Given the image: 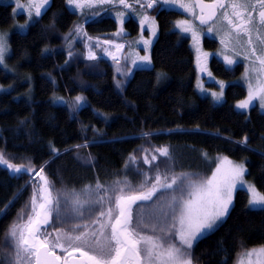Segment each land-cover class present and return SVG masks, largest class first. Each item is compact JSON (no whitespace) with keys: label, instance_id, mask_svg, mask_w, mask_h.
Returning <instances> with one entry per match:
<instances>
[{"label":"trees","instance_id":"16d2710c","mask_svg":"<svg viewBox=\"0 0 264 264\" xmlns=\"http://www.w3.org/2000/svg\"><path fill=\"white\" fill-rule=\"evenodd\" d=\"M155 11L158 34L150 50L151 67L134 69L119 91L123 60H87L78 42L82 26L90 37L109 38L120 30L105 6L81 14L69 8L68 0H51L25 31H18L15 22L26 23L24 15L14 17L13 6L0 3V30L10 29L6 66H0V154L14 166L32 169L10 175L7 165L0 164L2 264L9 262L3 258L10 250L7 234L29 206L30 179L36 173L60 191L55 196L61 199V215L69 218L52 224L66 230L91 224L101 211L86 204L82 219L71 218V201L77 195L81 201L97 199V182L113 200L112 187L118 182L132 193L146 190L152 182L149 175L162 163L171 177L189 174L181 177L179 187L163 192L177 199L189 179L208 177L225 157L243 161L246 178L264 195V113L256 106L247 112L234 108L233 103L246 95L239 83L228 84L221 103L198 94L191 42L172 29L181 13ZM140 12L122 24L131 36L141 31ZM216 43L211 38L203 41L214 53L210 70L219 78L236 77L241 66L227 68L216 56ZM77 97L82 101L76 103ZM148 147L153 153L144 150ZM160 148H167L169 155L147 166L145 157H157ZM139 203L146 213L156 215L153 201ZM261 246L264 209L250 208L248 192L237 189L228 214L190 252L193 264H237L245 251Z\"/></svg>","mask_w":264,"mask_h":264},{"label":"snow or ice","instance_id":"6c2138e0","mask_svg":"<svg viewBox=\"0 0 264 264\" xmlns=\"http://www.w3.org/2000/svg\"><path fill=\"white\" fill-rule=\"evenodd\" d=\"M100 2L103 3L105 0H100ZM154 2L155 0H152L148 7H152ZM47 3L48 0H39V2L30 0V7L35 8L36 16H40L42 8ZM68 3L76 4L77 7L82 6L81 0H68ZM120 3L124 4L126 8L130 7L125 3V0H120ZM18 7L20 6L18 5ZM179 7L185 11L199 8L201 15L196 18L202 25L217 18L218 13H222L223 21H226L231 26L232 31L236 33L237 43H240L241 35H248L247 43L253 45L251 33L255 28L258 43L264 45V33H262L264 30V0H256L255 3L253 0H213L209 4L203 3V0H196L195 4L181 2ZM228 9H231V13ZM254 13L256 14L254 15ZM120 19L123 23V13L120 14ZM143 23L142 20L141 24L143 25ZM178 26L183 32H192L193 39H197V32L192 24L184 21L179 22ZM208 31L212 32L213 29L209 28ZM226 36L230 40L232 38L231 32L226 33ZM221 43H225V40H222ZM6 51H8L6 36L0 34V63L3 62ZM236 55L239 56L240 53L237 52ZM249 56L255 57L250 70L256 72L258 76L264 75V55H258L256 48L252 47L251 53L247 54L245 58L247 59ZM141 59L147 61L148 57ZM225 60L228 65L237 62L228 57H225ZM257 62L259 67H256ZM248 71L246 70V75ZM258 83L260 87L256 92L251 90L250 84L247 100L242 101L238 107H249V104L256 97L260 98L261 106L264 107V81H258ZM213 95L215 96V94ZM80 99L77 97L78 102ZM157 151L161 156L169 155L167 148H161ZM131 159L135 161V157ZM152 160H156V157L153 156ZM144 162L150 163L147 157H145ZM224 162L232 165V162L228 161L226 157ZM0 164L7 165L9 169L17 173L24 170L32 171L31 168L25 169L23 165L14 166L8 163L2 154H0ZM42 171L43 169H41ZM245 171L246 169L242 165H232L224 179L217 178L220 172L219 167L207 181L197 182L189 179L187 186L191 190L188 193V198L185 199L181 196L178 201L180 227L176 230L174 238L179 240V245L166 243L173 237L163 228L160 230L162 235L144 234L143 218L141 212L138 211L142 209L143 205L139 202L152 200L154 194L159 190L173 189L174 186H178V181L182 184L181 177H188L189 174L184 173L181 174V177H174L171 183L162 182L167 178L157 175L156 182L146 192L126 194L123 187L118 190L113 189L112 191L116 193L114 204L112 198L109 197V190L97 182L94 189L97 199L81 201L77 195L71 201V210L75 213L71 218L82 219L83 208L86 204L90 206V210L91 206H100L103 209L106 202L108 207L100 211L98 217L91 224H74L70 231H57L53 234L47 232V227L55 221H63L69 217L61 215V201L52 195L50 182L41 173H36L44 181V184L39 190V196H37V190H33L32 214L28 216L27 221L23 224H13L7 234L15 242L12 245L15 249V258L10 260L8 264H192L190 250L194 242L213 231L228 214L232 203V191L238 181H243ZM145 179L147 180V177ZM143 186V184L140 185L141 188ZM180 190L183 191V188ZM249 191L252 193L250 205H264V195H260L253 186H250ZM101 192L104 195H99ZM172 201L177 202V198L173 196ZM68 203L69 201L65 199L64 204L67 205ZM134 206L136 207L134 208ZM169 207H172L175 212L174 204H170ZM81 229L83 230L81 231ZM77 232L76 235L72 234ZM56 249H59L64 255H58ZM253 252L258 257L264 256V248L253 250ZM253 252H249L247 255L251 256ZM75 253H79V256L77 257ZM0 264H2V260H0Z\"/></svg>","mask_w":264,"mask_h":264},{"label":"rangeland","instance_id":"374dc122","mask_svg":"<svg viewBox=\"0 0 264 264\" xmlns=\"http://www.w3.org/2000/svg\"><path fill=\"white\" fill-rule=\"evenodd\" d=\"M50 1L51 0H48V3L42 8L41 13L48 7ZM143 1H145V3H143V5H144L143 8H141L143 10H139V11H142L139 13L140 14L139 15V20H140L139 26L141 28V31L136 36H131V33H129V31L124 32V30L122 29V24L119 25L120 30L117 32L119 34L115 33L112 36H110L109 38H105L102 36L101 37H98V36L90 37V36L86 35V33L84 32L83 26L81 27L82 39H80V41H78V42L83 46V48H84V55L83 56L87 60L94 61V60H96V58H98V56H101L102 58L107 59V60H114V58L117 57V52L119 51V49H122L126 46L127 52L122 54L121 59L123 60V63L121 64L120 69H119V74H120L118 76V78H120V81L118 83V87H120V88H118L119 91L123 90V88H122L123 84H125V82L128 80L130 74L132 73V71L134 69L151 67L150 50H151V46H152V44H153V42L156 39L157 34H158V27H157L156 20L154 19V16H153L154 15L153 12L155 10L156 11L159 10V3H160L161 6H163V7H166L168 9L169 8L174 9V10L176 9V10L181 12V16L177 20L174 21L172 29L174 31H177L180 35L188 37L190 42H191L192 49H193L194 54H195V66H196V70H197L195 89L198 92V94H200L201 96L209 97L215 103H221L225 99V89L228 86V84H230L232 82L239 83L245 88L246 95L244 98L237 100L233 103L234 108L238 111H241V112H247L250 108L256 106L259 109V111L264 113V107L261 106V100L259 97H256L249 104V107H247V108L238 107V105L242 101L247 100V98L249 96V91H250V87H249L250 84L252 86L251 90L253 92H256V91H258V89L260 87V84L258 83V81H264V75L258 76L256 72H252L250 70L252 67V61L255 59V57L249 56V58H247V59L245 58V56L247 54L251 53L252 47L256 48V52L258 55H264V45H261L258 43L257 32L255 31V28H253V31L251 33L253 45H248V43H247L248 38H249L248 35L241 36L240 37V43H237V42L233 41V38L230 40L227 38L226 33L231 32V35H233L232 34L233 31H232V29H229V26L227 24L226 25L223 24L221 22V19L217 20V22L210 27L213 29L212 32L208 31L209 28L207 30H202V29L197 28L196 25L193 23V20H192L193 19V9L191 11H185L183 8L179 7V4L181 2L185 3V4H191V0H175V2H172V0H155L152 7H148V4L150 2H152V0H142L141 2H143ZM35 2H39V0H35ZM255 2H256V0H253V3H255ZM0 3L11 4L13 6L14 17H17L19 15H24L26 23L23 24L20 22H15L14 27L18 31H25L27 23H29V21L33 20L34 17H38L35 14V8L30 7V0H0ZM81 3H82L81 7H77L76 4H69V8L72 10H75L81 14H84V13L88 14V11L90 12V11H94L96 9L99 10L100 7H104L105 4L107 3V1L105 0V2L101 3L100 0H81ZM89 3H90V6H89ZM18 5L20 7H18ZM250 10H252V9H249V11ZM118 12H120V14H121V11H118ZM116 14H118L116 10H113V9L109 10L108 15L116 16ZM145 18H147V19H145ZM222 19H223V16H222ZM142 20L144 21L143 25L141 24ZM184 21H187L194 26V30L197 32V39H195V40L193 39L192 32H183L181 30V28L178 26L179 22H184ZM119 22L121 23V19L119 20ZM230 28H231V26H230ZM9 32H10L9 28L0 30V34H4L6 36V47H7V49H8L7 36H8ZM262 33H264V30H262ZM204 36L211 37L212 39H215L217 41V43H216L217 49L215 52L216 56L219 58V60L227 68L233 69L237 65L241 66L240 72L236 77L228 80V79L216 77L212 73V71L209 68V62H210V59L214 53L211 52L210 48L204 47V44L202 41V37H204ZM234 38L236 39V36ZM222 40H225V43H221ZM146 41L148 43H145ZM98 52H100V53H98ZM237 52L240 53L239 56L236 55ZM6 54H7V51L4 54V59H3V62L0 63V66H6ZM142 57H148V60L145 61V60L141 59ZM225 57L231 58L237 62L233 63L232 65H228L226 60H225ZM87 67L91 68V64H88ZM256 67H259L258 62H257ZM246 70H249L247 75H246ZM213 94H215V96ZM217 97H219V99H217ZM79 101H82V99H80ZM75 102L78 103L77 98L75 99ZM76 105H78V104H76ZM144 150L148 153L149 152L153 153L151 151L150 147L145 148ZM156 155H157L156 160H158L160 162L162 160V156L160 155V153H158ZM147 159H148V157H147ZM148 160L150 161V163H147V166H149L152 162L155 161V160L153 161L152 159H148ZM227 160L231 161L232 165H242L246 169L245 163L243 161H238V160H234L231 158H227ZM165 164L166 163H162V165L166 167ZM232 165L228 164L227 162H224V158H222L217 163L216 167L214 168V170L212 171V173L208 177H206L204 179L196 180V181L197 182L207 181L208 179H210L212 177L213 173L216 172L218 167L220 168V172L218 173L217 178L218 179H224L227 176V174L229 173ZM163 166H159L157 169H155L153 171L156 174H152V175L150 174L151 177L149 175V178L152 182L150 184H148L146 190H143L144 192L151 189L152 185L156 182L155 178L157 175H160L162 178H164V177L167 178L166 180H162V182L171 183V181L174 177H171V175L169 173H167L165 170H163V169H165V167H163ZM245 174H246V171L243 175V181L242 182L238 181L235 189L232 191V203H231L229 209L233 205L234 194H235V191L237 189L246 190L248 192V195H249V201L252 197V193L249 191V188H250V186L254 187V185L252 184V182H250L246 178ZM36 176L37 175H35V177ZM35 177L30 179V181L33 185H31L32 191H31V194H30V197L28 200L29 206L27 207L26 212H24L22 214V216H20L19 220L13 224L25 223L27 221L28 216L30 214H32L31 198H32L33 190L36 189L37 190V196H39V190L41 189V187L44 184V182L40 181V186H39L37 184L38 183L37 179L40 176H37L36 179H35ZM119 184H120V182H118L116 185H114V187H112V190L113 189L118 190L119 188L124 187V186L119 187ZM190 190L191 189L187 187L186 192L182 195L185 199L188 198V193ZM50 191L52 192V195L54 197H58V198L60 197L59 195L55 196L60 191L55 189L53 187V185L51 184V182H50ZM256 191L260 195H263L257 189H256ZM132 192L133 191H130V188L125 190L126 194H134ZM163 192H164V190H159L157 193L154 194L152 200H150V201H153L151 208L156 209V211H157V213H155L156 215L153 216V214L151 212L146 213L144 211V206L142 207V209L138 210L141 212V215L143 218L142 219V227L144 230V234H146V235H162L160 230H161V228H163L165 232H168L169 235L171 237H173V239L167 240L166 243H175V244L179 245V243H180L179 240L175 239L174 237H175L176 230L180 227V225H179V207H178V201L180 198L177 199V202H173L172 197H171L172 195H170L168 193H163ZM65 199H67L68 201L71 200L69 196L66 197ZM60 201H61V199H60ZM112 203L114 204L113 199H112ZM156 204L161 205L159 207V209L156 207L157 206ZM170 204H174V206H176L175 212L173 211L172 207H169ZM61 205H62V203H61ZM107 207H108V204L106 202L103 209L100 207L101 211L105 210ZM249 207L252 209H264V205H250L249 204ZM165 210L168 211L169 213H172V214H169V215L165 214L164 213ZM169 216H170V221L168 223L167 219H169ZM219 223H218V225H219ZM173 225H175V227H173ZM82 230L83 229H81V231ZM169 230H171V231H169ZM57 231L65 232V231H70V230H66V229H63L60 227H55V226L53 227V224H50L47 227L48 233L54 234ZM72 234L76 235V234H78V232L72 233ZM53 238H54V236H53ZM8 240L9 241H7V244L10 245V248H9L10 250L8 251V254L3 257L5 263L7 262V259H8V261H10V260H13L15 258V249L12 246V245H14L15 242L12 240V238L10 236H9ZM261 248H264V246L245 251L240 256L237 264H264V256L258 257V255L255 252H253V250H258ZM249 252H253V254L251 256L247 255Z\"/></svg>","mask_w":264,"mask_h":264},{"label":"flooded vegetation","instance_id":"af4514ba","mask_svg":"<svg viewBox=\"0 0 264 264\" xmlns=\"http://www.w3.org/2000/svg\"><path fill=\"white\" fill-rule=\"evenodd\" d=\"M107 1V3L105 4V11L107 10V11H109V10H111V9H113V10H116L117 11V13L118 14H116V16H112V15H110V16H112V17H114L115 18V21L120 25V24H124L126 21H128V19L129 18H133V14H136V10H143V9H141V8H143V3H145V1H143V2H141L140 0H125V3H127L128 5H130V7H125L124 6V4H122V3H120V0H106ZM205 1H207V2H210V3H212L213 2V0H205ZM159 3V2H158ZM191 4H194V1L193 0H191ZM145 10V9H144ZM161 10H173V11H178V10H174V9H168V8H166V7H163V6H161V4L159 3V10L158 11H161ZM118 11H121V13H123L124 14V20H123V23H120L119 22V20H120V12H118ZM228 11H229V13H231V9H228ZM250 11H252V10H250ZM257 12H258V9L256 10ZM179 13H181L180 11H178ZM256 13H254V15H255ZM222 16H223V14L222 13H218V17L217 18H215L211 23H209L208 25H206L205 27H201V26H199L198 24H197V18L196 17H198V12H197V10H196V8H193V23L196 25V27L197 28H199V29H202V30H207L208 28H210L213 24H215L216 22H217V20H220L221 19V22L223 23V24H227L226 23V21H223V19H222ZM139 22H140V20H139ZM228 25V24H227ZM229 26V29H231L230 28V25H228ZM232 34L233 35H231V37L233 38V41L234 42H237L236 41V39L234 38L235 36H236V33L233 31L232 32ZM241 36H245V35H241ZM206 38H211V37H207V36H204V37H202V41H204V39H206ZM231 38V39H232ZM212 39V38H211ZM56 251V253L58 254V255H61V256H63L64 255V253L63 252H61L60 250H55ZM76 255H78V254H76Z\"/></svg>","mask_w":264,"mask_h":264},{"label":"water","instance_id":"95a60500","mask_svg":"<svg viewBox=\"0 0 264 264\" xmlns=\"http://www.w3.org/2000/svg\"><path fill=\"white\" fill-rule=\"evenodd\" d=\"M193 1H194V4H195L196 0H193ZM203 3H205V4H209L210 2H207V1L203 0ZM196 10H197V12H198V16H200V15H201V11H200V9H199V8H196ZM205 14H206V13H205ZM214 19H215V18H214ZM196 21H197V24H198L199 26H201V27H205L206 25H208L209 23H211L213 20H212V21H209L207 24H203V25L200 23L199 19H197ZM7 169H8V171H9L10 175H14L15 173H17V172H15L14 170L9 169L8 167H7ZM21 172H23V171H21ZM76 254H78V255H76ZM75 255L78 257V256H79V253H75Z\"/></svg>","mask_w":264,"mask_h":264},{"label":"bare ground","instance_id":"6f19581e","mask_svg":"<svg viewBox=\"0 0 264 264\" xmlns=\"http://www.w3.org/2000/svg\"><path fill=\"white\" fill-rule=\"evenodd\" d=\"M122 54H123V53H121V49H119V52H118L116 58H117L118 60H121Z\"/></svg>","mask_w":264,"mask_h":264}]
</instances>
